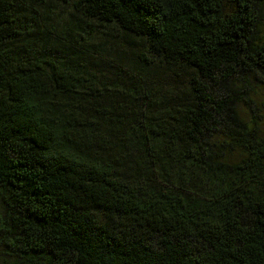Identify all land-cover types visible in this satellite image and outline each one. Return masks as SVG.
I'll list each match as a JSON object with an SVG mask.
<instances>
[{"label":"trees","instance_id":"obj_1","mask_svg":"<svg viewBox=\"0 0 264 264\" xmlns=\"http://www.w3.org/2000/svg\"><path fill=\"white\" fill-rule=\"evenodd\" d=\"M50 1L0 0V264H264V0L70 1L193 69L167 88L101 79Z\"/></svg>","mask_w":264,"mask_h":264},{"label":"rangeland","instance_id":"obj_2","mask_svg":"<svg viewBox=\"0 0 264 264\" xmlns=\"http://www.w3.org/2000/svg\"><path fill=\"white\" fill-rule=\"evenodd\" d=\"M70 1L69 3L50 1L47 5H36V12L40 16V28L44 31L54 30L55 34L63 31L60 33L61 39L67 36L69 41L66 45L71 46L76 52L84 46H87L88 51L97 48L101 52L99 58L104 59L105 64L93 65V68L101 79L105 80L107 76L110 79L115 78L118 68L130 71L132 64L141 66L146 62L140 60L138 55L145 54L154 61L150 63L149 70V76L153 77L154 83L163 84L167 88L178 84L184 86L189 82L193 69L186 72L183 65L155 59L148 51L145 38L132 36L115 24L101 25L97 21H88L81 13L72 10ZM52 56L54 57L53 54ZM259 94L260 96L255 99L262 109L258 111V115L264 136V88ZM247 113L248 110H241L242 115L246 116Z\"/></svg>","mask_w":264,"mask_h":264}]
</instances>
